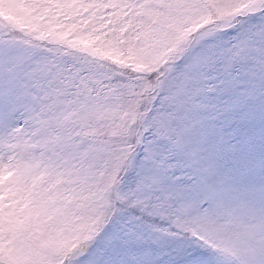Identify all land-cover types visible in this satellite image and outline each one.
<instances>
[{
  "label": "snow or ice",
  "instance_id": "1",
  "mask_svg": "<svg viewBox=\"0 0 264 264\" xmlns=\"http://www.w3.org/2000/svg\"><path fill=\"white\" fill-rule=\"evenodd\" d=\"M0 264H264V0H0Z\"/></svg>",
  "mask_w": 264,
  "mask_h": 264
}]
</instances>
